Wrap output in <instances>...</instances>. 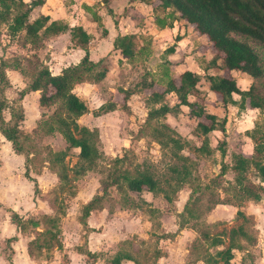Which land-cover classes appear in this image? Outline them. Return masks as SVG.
<instances>
[{"label": "rangeland", "instance_id": "rangeland-1", "mask_svg": "<svg viewBox=\"0 0 264 264\" xmlns=\"http://www.w3.org/2000/svg\"><path fill=\"white\" fill-rule=\"evenodd\" d=\"M50 1L38 0L35 7L48 5ZM83 1L87 2L88 5ZM101 1L104 2V5L100 4ZM105 2L106 0H82L79 3H84V8L89 11V14L93 12L91 16L94 17L96 12L105 11ZM141 2L142 5L145 4V7L142 5H137L135 9H123L122 7L123 12L121 10L119 14L122 17L130 15L133 18V23L130 22L129 28H125L126 31L131 30L130 26L143 29L142 33H139L138 30L134 34H127L132 36L133 57L127 58L119 52L106 53L103 56V61L107 66V72L98 88L97 85L82 84L77 85L74 90V93L83 98L89 107L87 113L80 118L79 123L96 129L100 139V148L104 153V156L96 160L94 167L85 172L84 175L76 178L70 171V168L77 161V149H70L63 158V163L67 168L68 180L63 183L58 182L55 174L57 168L52 164L50 166L48 162L51 157L49 150L51 152L63 150L65 147L63 139L57 132L48 134L43 128L38 129L35 134L30 132L34 120L40 115H49L55 105L38 106L34 92L25 94L18 103V91L24 86L27 78H23L15 71H6L10 87L5 90L8 106L2 111V116L4 119H8L10 117L9 111L12 108L14 109L18 104L22 106L26 120L25 123H20V128L29 135L26 140H21V146L29 153L27 171L28 175L36 180L37 190L33 193L32 181L23 175V157L13 153L10 146H4V140L0 138V196L11 199L9 197L10 192L14 193L17 189L21 193V198L14 202L15 206L28 213L25 220L37 219L40 222L35 227L37 229L26 224V230L30 229L31 235L29 236L32 237L28 242L33 239L35 231L42 232V236H38L35 240V245L33 242L29 244L31 256H52L50 252L56 248L57 243L59 245L66 243L73 248L82 243L84 232L82 233L81 225L78 223L81 204L98 190L101 181L110 179L109 160L118 155L123 146L129 144L131 149L126 153L127 157L123 167L129 169L131 173L134 165L146 166L157 179L159 187L170 197V200L165 201L162 193L156 192L154 194L142 193L141 198L145 199L142 201L140 197L110 186L108 194L102 200L99 208L96 209L93 216L89 215L88 223L97 228L98 233L103 234L94 240L97 245L100 240L101 242L104 240L102 242L103 249L98 251L97 264H105L118 250L131 253L141 264H150L148 253L153 244V235L172 232L176 229L175 213L181 210L190 188L197 183L196 179H200V182L204 184L218 172L220 161L231 164L236 155H251L253 143L245 131L251 130L260 123L262 127H258L259 132L257 134H264V114L256 109H251L247 104L243 109L228 105L223 111L219 96L210 91L207 82L201 79L197 85V100L203 102L205 110L215 114L219 121L225 120L226 144L223 158H220L219 151L214 149L216 143L224 139L222 133L217 130L207 134V145L210 150L212 149L208 155L194 151V148L202 143L203 136L196 126L197 120L189 116L188 108L182 105L177 111L166 114L164 122L171 128V136L181 143L182 149L179 154L187 158L185 161L175 159L171 153L173 149L168 148V145H166L167 147H160L151 140L149 137L151 125L149 127L143 125V128L140 127L138 130L142 131L141 134L133 137L138 127L142 125L148 107L177 102L172 93H167L164 101L162 100L159 104L151 105L152 103L148 100L151 92H161L165 88L168 77H172L176 81V76L185 69H191L199 74H224V70L218 69L219 55L214 52L205 37L196 33L194 28L185 21H173V23L180 22L176 25L183 29V34H180L181 30L176 32L177 29H175L174 34H170V37L163 38L164 36L161 35L154 39L150 30L164 29V35H167L170 29L166 28L171 26L161 28L156 26L155 18L162 17L165 12L156 5V0H141ZM116 15L113 14V16ZM125 27L128 26L125 25ZM181 37V44L175 45V42L180 41ZM54 38L50 36L45 39L44 47L37 51L40 59L51 52V45L57 43L52 42ZM21 43L20 34L13 38L9 37L5 25L0 24V56L10 57L14 53H20L29 57L28 61L25 62V68L31 73L35 61L30 56L34 53L27 45L21 46ZM251 45L264 63V48L254 43ZM57 49L60 54L61 49ZM182 54L189 57L184 59ZM96 58L99 60L102 57H93V62L98 61ZM111 61H113V67L110 65ZM164 69H166L165 74ZM144 71L147 72L146 81L151 79L154 85L150 89L138 88L135 93L129 96L126 101L129 113L117 109L106 114H91V111L97 110L100 105L111 102L122 103V89L126 88L128 84L131 87L138 83ZM229 75L235 79L241 89H246L251 81L248 75L238 70H231ZM194 98L195 96H191L189 100ZM31 122H33L31 126L27 127ZM182 163L192 165L189 177H195V180L187 178L173 194L171 187L175 185L172 178L174 175L168 168L171 165L180 167ZM245 176L247 179H252L251 171L246 172ZM232 177V172L229 170L223 176L226 181H232ZM226 186L227 184L223 182L212 190L213 194H218L223 203L217 204L205 215L201 213L198 219H191L189 223L194 224L193 229L186 228L179 231L172 240L159 241V246L164 253L157 264H185L191 254H194V251L197 253L202 248H207L211 254H214L218 249L226 247L228 231L238 225L245 227L249 235L255 234L254 228L250 226V222L252 224L250 214H247L248 219L245 222L235 214L237 209L247 213V209L250 207L245 206V201H242L238 208L224 203L226 198H231L234 195L231 190L225 189ZM208 193L209 191H204L200 195L199 204H208ZM256 205L250 209L257 213L260 208H264V200L260 204L256 203ZM5 214L6 207L0 204V220ZM44 215L55 217L57 220L53 224L46 222ZM200 233H206L209 237L221 236L223 239L222 246L208 247L209 240L200 236ZM192 242L196 244L195 250L191 249ZM0 243L3 254L5 256L10 254L9 243H5L4 240ZM36 245H41V247L38 249ZM250 251H252V247ZM236 255V257L241 256V260L234 261L233 258L229 264H250L251 261L248 263L250 257H247L246 253ZM60 257H62L63 263L67 262L66 253ZM201 263L199 261L195 264ZM217 264H222V261Z\"/></svg>", "mask_w": 264, "mask_h": 264}, {"label": "trees", "instance_id": "trees-1", "mask_svg": "<svg viewBox=\"0 0 264 264\" xmlns=\"http://www.w3.org/2000/svg\"><path fill=\"white\" fill-rule=\"evenodd\" d=\"M156 1V5L165 11L162 17L155 18L156 26L159 28L169 27L175 20H183L191 25L196 33L205 37L214 52L219 55L218 69L224 70V74H198L185 69L176 76V81L172 77H168L165 88L161 92H151L148 100L152 103L151 105L159 104L162 100L164 101L167 93H172L177 102L148 107L142 125L138 127L133 137L141 134L142 131H138L140 127L151 125V133L149 134L151 140L160 147L168 145V148L173 149L171 153L175 159L185 161L187 158L179 154L182 149L181 143L171 136V128L164 122L166 114L177 111L182 105L188 108L189 116L197 120L196 126L203 136L202 143L195 147L194 151L208 155L212 149L210 150L207 145V134L217 130L222 133L224 139L217 141L214 149L218 150L220 158H223L226 144L225 120L219 121L215 114L205 110L204 103L197 100V85L201 79L205 80L208 89L219 96L223 111L228 105L243 109L247 104L251 109H256L264 114V63L251 45L254 43L264 48V0ZM37 2L38 0H31L30 2L0 0V24L5 25L7 35L13 38L20 34L21 46L27 45L34 53L30 56L35 61L31 73L25 68V62L28 61L29 57L20 53H14L10 57L0 56V135L9 142L13 153L23 157V175L32 181L33 193L37 190V183L33 177L28 175L27 159L29 153L21 146V140H26L29 135L20 128V123L24 118L22 106L18 104L14 109L12 108L9 111L10 117L8 119H4L2 116V111L8 106L5 90L10 87L6 69L14 70L23 78H27L24 86L18 91V103L25 94L36 91L39 106L55 105L49 115H40L35 120L30 132L35 134L38 129L43 128L48 134L57 132L63 139L65 144L63 150L56 152L49 150L51 157L48 162L50 166H56L55 174L59 183L68 180L67 168L63 163V158L70 149H77L76 166L70 168L76 178L91 170L96 160L104 156L96 129H89L77 122V119L87 112V107L84 101L72 92V89L81 82L98 84L104 79L107 72V66L103 61L104 57L95 62L89 59L87 43L90 36L85 33L80 25H67L63 20H50L47 15L42 14L30 19V12L37 5ZM94 19L97 20V17ZM66 30L70 34V41L83 50V55L77 63L62 67L57 74H51L44 63L47 56L44 55L40 59L37 51L43 48L44 40L48 36ZM101 31L102 33L105 32L102 28ZM131 45V35L116 36L112 42V50H118L122 56L132 58L134 52ZM231 70H238L251 78L246 89H241L235 79L229 75ZM165 71L166 69H164V74ZM146 76L147 72H142L138 83L131 87L128 84L126 88L122 89V103L111 102L100 105L97 110H92L91 114L98 115L115 109L129 113V107L126 103L129 96L135 93L138 88L150 89L154 85L151 79L146 81ZM191 96H195V98L189 100ZM258 127H262V125L256 124L251 130L245 131L253 143L251 155H236L231 164L220 161L218 172L204 184L200 182V179H196L197 183L190 188L181 210L175 213L176 229L172 232L153 235V244L148 253L150 264H157L158 259L163 256V251L159 246L160 240H172L180 230L184 228L193 229L194 224L189 223L191 219H198L201 213L205 215L217 204L223 203L218 194L212 193V190L223 182L227 184L225 189L231 190L234 194L233 197L225 199L224 203L226 204L238 208L242 201L257 202L264 200V134H257L259 132ZM129 149H131L130 145L122 147L120 153L109 160L110 179L101 181L98 190L81 204L78 222L84 230V236L82 243L76 249L83 254L85 264H93L98 257V253L87 249L86 234L93 230L87 225V217L91 211L99 208L102 200L107 196L110 186L140 198L142 193L160 192L165 201L170 200V197L159 187L157 179L146 166L134 165L131 173L129 169L123 167ZM191 167V164L185 165L183 163L180 167L169 166L168 169L174 175L172 178L175 184L174 187H171V193L175 194L177 188L187 178L195 180V177H189ZM227 170L232 172V181H226L223 178ZM249 170L252 179H247L245 176ZM204 191H209L207 205L199 204L200 195ZM141 200L144 201L142 198ZM235 214L244 222L248 219V215L239 209L235 211ZM8 217L10 223L20 231L26 230V224L32 228L40 224L37 219H23L13 210H9ZM43 217L46 218V222L52 224L57 220L55 217L46 215ZM250 226L253 227V222L252 224L250 222ZM38 236H42V232L35 231L33 239L27 244L29 255H31L29 244L33 242L35 245ZM200 236L209 240L208 247H221L223 244V239L219 235L209 237L206 233H200ZM12 240L14 237L4 239L5 243ZM255 243V234L249 235L245 227L238 225L228 231L225 248L218 249L214 254H211L207 248H202L197 253L194 251V254H191L185 264H195L199 261L202 262L201 264H217L219 261H222V264H229L230 260L235 258L238 253H246L247 257H251L249 248ZM57 244L56 248L59 249L60 245ZM36 246L38 249L41 247V245ZM191 249H196L194 242L191 244ZM9 256L10 254L6 256L7 260H9ZM124 262L141 264L131 253L119 250L105 264H123Z\"/></svg>", "mask_w": 264, "mask_h": 264}, {"label": "crops", "instance_id": "crops-1", "mask_svg": "<svg viewBox=\"0 0 264 264\" xmlns=\"http://www.w3.org/2000/svg\"><path fill=\"white\" fill-rule=\"evenodd\" d=\"M22 1L23 2H30L31 0H22ZM79 2H82V0H80V1H78V0H51L48 5H45L42 7H38V6L33 7L31 12H30V15H29L32 17H29V18L31 19V18L36 17L39 14H42V15H47L50 20H57V19L63 20L67 25H70V23H72L71 25H73V24L80 25L82 27V29L85 31V33L89 34V36H90L89 41L87 43V50H88V57L92 61L94 60L93 57H95V56L103 57L108 52H113V53L118 52L117 50H112V48H113L112 42L116 36L134 34L138 30H139L138 31L139 33L143 32V29H139L136 26L135 27L130 26L131 30L126 31L125 28H129L130 22L133 23V21H132L133 18L130 15H127V16L125 15L123 17L119 15L121 10L123 12L124 8H134L135 9L137 5L138 6L142 5L141 0H106V2H105L106 7L104 8L105 11L102 13H99V11H98V13L96 12V16H94V17H97V20H95L94 17L91 16L93 14V12L89 14V11L86 8H84V5H83L84 3L82 4ZM83 2H85V1H83ZM85 4L88 5L87 2H85ZM100 4L104 5V2L101 1ZM142 6L145 7V4H143ZM122 7H123V9H122ZM33 12L35 14H32ZM113 14L114 15L117 14V15L113 16ZM178 23H180V22L172 23L171 27L166 28V29H170V32L167 35H164V33H163L164 29H162V30L153 29L152 31L150 30V32L152 33V37L154 39H157L161 35L164 36L163 38L170 37V34L171 35L174 34L175 29H177L176 32H179V30H181L180 34H183V29L179 28L176 25ZM125 25H127L128 27H125ZM101 28L105 30L104 33H102ZM50 36L55 37L54 40H52V42L55 41L57 43L51 45V52L46 54L47 59L44 60V63L47 65V68L51 74H57L62 67H65L69 64L77 63L83 55V50L80 49L78 46L74 45L70 41V34H69L68 30L60 32V33L55 34V35H50ZM50 36H48V37H50ZM181 40H182V37H181L180 41L175 42V45L181 44V42H182ZM45 41L46 40H44L43 47H44ZM68 46H69V48H68ZM57 48L61 49L60 54L58 53ZM41 49H39V50H41ZM187 57H189V56L183 55L184 59H187ZM110 65H111V67H113V61H111ZM7 70H11V69H6V71ZM187 70H191V69H187ZM11 71H14V70H11ZM82 84L97 85V88L99 85V83L93 84V83H88V82H84V83L81 82L79 84H76L73 87L72 92H74L75 87L77 85H82ZM95 91H97L96 88H95ZM33 92L35 93L34 97L37 100L38 93L36 91H33ZM29 93H31V92H29ZM80 99L84 100L83 98H80ZM84 103H85V105L87 107V111H88L89 107L86 104V102H84ZM37 105H38V103H37ZM115 110H117V109H115ZM108 112H111V111H108ZM108 112H105L103 114H106ZM86 113L82 114L77 119V122L79 125H82L79 123L80 118L82 116H84ZM24 118L22 120L23 123H25V120H26ZM35 120H34V122H35ZM32 123L33 122L29 123L27 125V127H30ZM33 125H34V123L32 124L31 127H33ZM83 126H85V125H83ZM87 128H89V127H87ZM89 129H91V128H89ZM0 138L2 140H4V146H10L9 142L6 141L1 135H0ZM127 146H123V147H127ZM19 194H20V196H19ZM9 197L11 199L2 198L0 196V204L2 206L6 207V214L0 220V241L4 240L6 238H9V237H14V240L9 241V244H8V246L10 248L9 249V251H10L9 260L6 259V256L3 254V250L0 247V264H85L83 254L78 252V250L76 249V247L79 246V244L74 246V248H73V246L69 247L66 243L61 242L62 244L60 245V248L59 249L55 248L53 251L50 252L52 256H48V257H44L41 255H38V256L29 255L27 252V242H28V240H30L32 238L29 236V235H31L30 229H27L25 231H20L12 223H10L9 217H8L9 210L15 211L23 219L26 218L28 213H26L23 210L21 211L20 208H17V206H15V204H14L15 201H18L21 198L20 191H18L16 189V191L14 193L10 192ZM262 202H263L262 200L257 201V202L245 201L244 204L246 207L252 208V206L253 207L257 206L256 203L260 204ZM22 206H24V205H22ZM27 207L29 208V206H27ZM250 208L247 209V213L244 212V214H246V215L250 214V217H251L252 222H253V228L255 231L256 243L253 246H251L252 251H250V252H251L252 256L250 257V260L248 259V263H249V261H251L250 264H264V208H260V211L257 213L254 212ZM94 212H96V210L91 211L89 215L93 216ZM89 215H88V217H89ZM88 217H87V221H86L87 225H88V227L92 228L93 230L86 234L87 249L91 252L98 253V251L103 249L104 245L102 242H104V240L102 242L100 240L98 245L94 243V240L96 238H100L103 234L98 233L97 228L89 225ZM35 229H37V228H35ZM81 229H82V227H81ZM184 229H186V228H184ZM82 233H83V230H82ZM0 246H1V243H0ZM2 247H3V245H2ZM251 247H250V249H251ZM42 250H43V248H42ZM64 253L67 254V257H66L67 262H65V263H63V261L61 260L62 257H60ZM241 254L242 253H240V255ZM240 258H241V256L236 257V258H234V261L235 260L240 261L241 260ZM97 259H98V257L96 258V261H97ZM96 261L93 264H97ZM123 264H132V263L124 262Z\"/></svg>", "mask_w": 264, "mask_h": 264}]
</instances>
